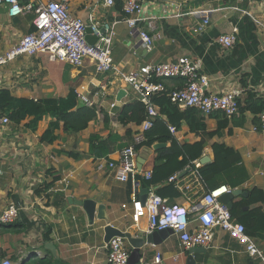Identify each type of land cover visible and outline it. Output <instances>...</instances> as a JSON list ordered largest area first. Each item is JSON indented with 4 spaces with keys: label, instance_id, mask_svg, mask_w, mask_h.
<instances>
[{
    "label": "crops",
    "instance_id": "crops-1",
    "mask_svg": "<svg viewBox=\"0 0 264 264\" xmlns=\"http://www.w3.org/2000/svg\"><path fill=\"white\" fill-rule=\"evenodd\" d=\"M142 1L144 15L157 18L153 26L148 22L140 26L151 36L158 37L147 48L136 30L125 22L118 23L113 61L122 71L139 70L147 64L188 56L200 61L202 73L210 79L209 92L237 90L241 92L240 100L250 94L264 98V0ZM69 9L73 16L85 21L91 14L108 21L126 17L122 8L106 7L102 0H69ZM194 10H212L210 22L200 30L204 14H192ZM34 17V13L10 17L7 6H0V56L24 35L35 31ZM234 29H237L236 43L226 49L217 39ZM163 83L169 90L183 84L175 78L164 79ZM81 86L88 87L89 97L99 110L97 120L82 131L67 132L61 122L54 132L57 139L47 142L42 141L41 136L55 121L51 116H45L36 130L29 128L31 118L19 124L11 121L8 125H0V214L11 204L18 208L19 214L11 224H0V260L10 258L15 264H108L107 223L97 216L90 223L83 205L78 203L87 199L104 205L110 223L116 228L134 237L145 238L150 234L147 218H142L139 225L132 219V199L134 195L140 198L150 180L139 176L135 183L122 182L115 178L111 169L97 168L100 160H117L120 151L132 143L138 124L123 125L117 115L127 103L136 100L133 91L121 81L96 74L88 60L82 67H74L51 61L45 54L21 55L0 65V91L8 90L16 97L35 101L63 98L72 89L76 93ZM104 87L106 95L102 97ZM121 89L127 94L118 101ZM112 102L118 103L114 109L110 107ZM219 118L206 117L208 131L217 129ZM227 123L220 134L206 139L203 156L213 159L212 144L215 142L235 148L242 155V166L248 173V178L237 188L248 193L259 190L264 194V132L253 129L259 119L254 123L253 116L246 113L242 117L228 118ZM110 133L122 138L118 142L121 146L108 158L96 159L90 153V136L98 134L105 138ZM175 137L180 143H194L202 138L190 132L186 121L182 122ZM155 156L154 148L143 147L138 151L140 169L152 170ZM126 204L128 207L124 208ZM253 239L264 252L263 235ZM47 243H53L57 252L47 249ZM125 244L132 252L127 239ZM140 252L139 261H151L161 253L162 264H186L189 255L176 234H170L158 244L145 243ZM194 258L196 264H264L250 257L243 244L222 230L216 232L213 246L203 248Z\"/></svg>",
    "mask_w": 264,
    "mask_h": 264
},
{
    "label": "built area",
    "instance_id": "built-area-1",
    "mask_svg": "<svg viewBox=\"0 0 264 264\" xmlns=\"http://www.w3.org/2000/svg\"><path fill=\"white\" fill-rule=\"evenodd\" d=\"M119 0H102L104 6L115 7ZM122 10L126 17L121 20H99L94 14L89 15L87 21L75 17L69 9V0H50L49 2L0 0V6L8 8V15L16 17L27 13H34L33 24L35 31L28 33L15 44L7 53L0 56V65L16 59L18 56H36L45 54L51 61L68 63L74 67H82L85 61H90L96 74H102L111 80L125 83L132 90L136 100L146 108V118L133 133L131 144L126 145L117 160H100L97 164L99 170L111 169L115 178L122 182H137L139 176L151 180L153 171H144L138 164V150L136 145L146 141L147 132L153 128L158 117L167 119L162 115L160 108L154 102L156 95L167 91L164 79L182 78L183 84L179 88L170 90L168 97L171 102L182 109L196 108L206 117L214 113H222L227 118L240 115V91L233 90L225 93L209 92L210 79L202 73L200 61H194L188 56H182L173 61L158 64H147L139 70L124 72L113 61V46L117 31L116 25L125 22L136 30L143 44L150 48L155 38L151 36L140 24L148 22L153 26L157 16H145L142 0H121ZM242 1V0H239ZM212 10H194L192 14H204V21L199 30L210 22ZM87 27L91 28V35L96 37L93 44L87 39ZM237 29L218 37L217 42L226 49L236 43ZM157 80V81H155ZM88 87L81 86L76 90L77 100L83 105L96 107L89 97ZM102 97L106 95V88L102 90ZM117 102L110 104L111 109ZM259 124L255 131L264 132V112L259 115ZM11 123L10 117L0 108V125ZM170 132L175 136L178 129L169 125ZM201 158L194 160L183 171L170 176L168 183H173L180 191L178 199L170 200L157 194V186L150 184L146 201L134 195L132 199V219L139 225L142 218L148 220V231H162L171 229L180 239L184 250L194 247L211 248L217 231L222 230L231 238L239 241L246 248L248 255L264 262V252L254 239L246 232L243 223L237 221L227 204L220 200L224 194L234 189L222 185L210 189L205 181L201 167ZM185 174L183 175L182 173ZM124 208L128 205H123ZM18 208L9 205L0 214V224H11L18 218ZM108 264H130V251L125 239L120 236L113 237L107 244ZM162 254L157 253L151 261L140 260L135 264H162ZM0 264H15L10 258L0 260Z\"/></svg>",
    "mask_w": 264,
    "mask_h": 264
},
{
    "label": "trees",
    "instance_id": "trees-1",
    "mask_svg": "<svg viewBox=\"0 0 264 264\" xmlns=\"http://www.w3.org/2000/svg\"><path fill=\"white\" fill-rule=\"evenodd\" d=\"M120 2L122 1L119 0L117 4L119 9L122 8ZM177 79L184 82L182 78ZM169 91L167 89L164 93L154 97L155 104L159 106L161 114L165 115L167 119L158 117L153 128L147 132L146 141L136 145V149L140 151L143 147L153 148L157 143L170 144L154 150L156 156L152 169L153 174L148 185H156L159 196L175 200L180 198L181 193L173 183H168L167 180L175 173L183 171L194 160L203 157L207 146L206 139H211L220 134L221 130L227 126L228 118L224 119L225 116L222 113L211 114V116L220 118L217 129L208 131L206 116L196 108L182 109L172 103L168 97ZM0 108L10 117L12 122L17 124L31 118L29 128L32 130H36L39 122L45 116L54 118L55 121L51 122L49 128L41 136V140L47 142H54L57 139L54 132L61 122L65 131L77 133L97 120L99 113L96 107L80 105L74 89L70 91L67 97H48L36 101L16 97L8 90H1ZM239 110L241 117L250 113L254 118V123H258V116L264 112V98H256L250 94L245 99H239ZM117 117L123 125L130 122L139 125L146 118V108L141 102L134 100L118 111ZM183 121L187 122L190 132L202 136L199 141L180 143L170 132L169 125H174L180 129ZM121 140L122 138L116 133H110L105 138L93 134L89 139L90 153L96 159L108 158L121 146L118 143ZM212 150L213 159L201 167V173L208 187L215 189L222 185H229L234 189L241 186L248 178V173L242 166L240 152L225 143L217 142L212 144ZM263 203L264 194L259 190L250 191L248 197L238 196L234 199L232 215L237 221L244 224L247 234L252 238L262 235L264 237ZM245 207H249V209L244 210Z\"/></svg>",
    "mask_w": 264,
    "mask_h": 264
},
{
    "label": "water",
    "instance_id": "water-1",
    "mask_svg": "<svg viewBox=\"0 0 264 264\" xmlns=\"http://www.w3.org/2000/svg\"><path fill=\"white\" fill-rule=\"evenodd\" d=\"M87 35L86 39L90 44H93L96 40L95 36L91 35V28L87 27ZM127 94V91L125 89H121L118 92L117 100L121 101L123 97ZM166 144L157 143L153 146L154 150H157L161 147H165ZM211 162V157L209 155H205L201 158V163L206 164ZM183 175L185 174L182 173ZM148 194V189H143L140 195L141 201L144 203L146 201ZM238 196H244L248 197L249 193L244 191L241 188L234 189L231 193L224 194L220 197V200L227 204L228 207L232 210L234 208V199ZM80 205H83L85 211L87 212L88 219L90 223L94 222L95 217L99 220L105 221L107 225L105 226V242H109L113 237L120 236L124 239H127L128 242L131 244L133 250L130 255L129 263L135 264L137 261H139L141 257V248L144 247L145 243L149 244H158L161 243L162 240L166 239L170 234H173V231L171 229H166L162 231H154L150 234H146V237H134L130 232H124L119 228H116L110 223V217L107 214L106 207L104 205H97V202L87 199L85 201H79ZM249 207H245L244 210H248ZM47 249L51 250L53 253L57 252L56 247L53 245V243H47L45 246ZM203 248L202 247H194L189 250V255L186 259V264H196V260L194 258V255L198 252H200ZM21 264V263H20ZM179 264V263H178Z\"/></svg>",
    "mask_w": 264,
    "mask_h": 264
},
{
    "label": "rangeland",
    "instance_id": "rangeland-1",
    "mask_svg": "<svg viewBox=\"0 0 264 264\" xmlns=\"http://www.w3.org/2000/svg\"><path fill=\"white\" fill-rule=\"evenodd\" d=\"M174 238H175V236H174Z\"/></svg>",
    "mask_w": 264,
    "mask_h": 264
}]
</instances>
